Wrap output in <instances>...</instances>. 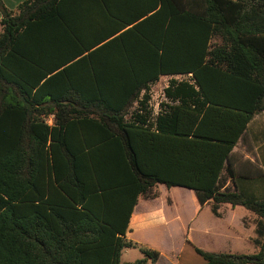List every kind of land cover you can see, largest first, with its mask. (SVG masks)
I'll return each instance as SVG.
<instances>
[{
	"label": "trees",
	"instance_id": "16d2710c",
	"mask_svg": "<svg viewBox=\"0 0 264 264\" xmlns=\"http://www.w3.org/2000/svg\"><path fill=\"white\" fill-rule=\"evenodd\" d=\"M157 2L150 60L87 73L84 85L56 71L64 61L51 66L61 1L12 10L0 0V264H157L160 252L145 247L144 258L121 263L139 244L117 236L157 183L194 189L214 211L230 203L257 214V253L195 251L205 264H264V175L255 179L263 189L247 194L232 159L264 111V0ZM178 74L187 78L171 79L165 95L180 104L153 121L151 85Z\"/></svg>",
	"mask_w": 264,
	"mask_h": 264
},
{
	"label": "crops",
	"instance_id": "0c3cea01",
	"mask_svg": "<svg viewBox=\"0 0 264 264\" xmlns=\"http://www.w3.org/2000/svg\"><path fill=\"white\" fill-rule=\"evenodd\" d=\"M9 9H16L25 0H2ZM59 16L51 18L50 27L55 35L51 39L48 51L52 55L51 66L55 62H65L60 69H67L71 77L84 85L88 84L87 73H124L129 71V63H144L150 60V37H154V27L161 29L160 17H150L161 7L157 0H60ZM2 14L0 12V21ZM47 46L45 45V48ZM181 75H163L151 85L150 107L152 120L166 111V105H178L180 100L170 101L165 89L170 80ZM84 92H99L85 89ZM135 103L131 110H135ZM52 123V117L49 118ZM233 164L237 170L238 185L247 194H256L263 189L259 176L264 175V111L256 114L248 125L244 139H240L234 148ZM249 179V180H247ZM232 186L229 182L227 186ZM156 188L158 191L151 192ZM119 197L116 206L121 207L120 214L125 216L129 205L126 186H119ZM163 189L165 194H162ZM193 191L196 197L195 212L184 225L188 237L185 241L178 261L177 254L169 256L167 264H205L203 257L195 251V247L210 252H226L237 254H253L259 251L254 242L257 237V214L245 206H233L220 203L214 211V201L208 200L201 204L194 189L184 186L168 187L157 183L147 191L146 195L138 196L129 218L126 234H117L138 244L150 231L160 230L163 235L170 236L173 232L172 223L177 221L181 213L169 217L171 211L183 204L176 197L182 190ZM151 192V193H150ZM184 194V193H183ZM259 195V194H257ZM174 218V219H173ZM174 220V221H173ZM182 220V219H181ZM188 222V224H186ZM174 226V225H173ZM157 231V230H156ZM195 235L192 238V235ZM130 249V248H127ZM154 249V248H150ZM124 249L122 253L125 251ZM157 250V249H156ZM159 251V250H158ZM160 252V251H159ZM165 257L160 252L157 264Z\"/></svg>",
	"mask_w": 264,
	"mask_h": 264
},
{
	"label": "rangeland",
	"instance_id": "374dc122",
	"mask_svg": "<svg viewBox=\"0 0 264 264\" xmlns=\"http://www.w3.org/2000/svg\"><path fill=\"white\" fill-rule=\"evenodd\" d=\"M220 38L214 37L212 40L213 45L220 43ZM187 76L181 75L178 80L186 79ZM133 111V110H131ZM158 191V189L153 188L151 189V192ZM150 192V193H151ZM184 193V194H183ZM162 194H165V190L163 189ZM178 198H181L183 200L182 206H178L171 211H167L168 216L174 217L176 213H181L180 216L177 218V221L172 223V234L170 236L163 235L161 233L160 229L152 230L149 234H146L144 237H142V241H144V244L142 242L134 248L126 249L120 258L121 263L124 262H132L137 259L144 258L145 255L142 252V248H154L162 252L165 257L160 261V264H167L169 256L167 254H177L176 261H178V257L181 254V251L183 247L185 246V241L188 237L186 231L180 225H184V220H188L192 217V215L195 212L196 207V197L194 196L193 191L186 189L182 190L181 193L175 195ZM174 219V218H173ZM182 219V220H181ZM174 221V220H173ZM188 224V222L186 223ZM174 225V226H173ZM195 235H192V238Z\"/></svg>",
	"mask_w": 264,
	"mask_h": 264
}]
</instances>
